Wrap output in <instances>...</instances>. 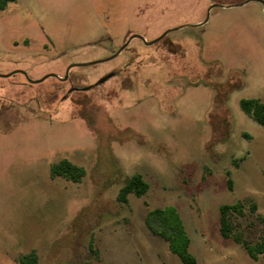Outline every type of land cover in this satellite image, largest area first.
<instances>
[{
  "label": "rangeland",
  "instance_id": "obj_1",
  "mask_svg": "<svg viewBox=\"0 0 264 264\" xmlns=\"http://www.w3.org/2000/svg\"><path fill=\"white\" fill-rule=\"evenodd\" d=\"M243 1L14 0L0 10V264L32 250L39 264H183L148 227L155 208L177 216L195 264H264L219 231L220 206L241 201L233 232L264 239V125L239 104L264 102V8ZM132 34L144 40L71 67L66 82L29 81L110 56ZM61 158L85 169L80 181L50 176ZM135 172L146 193L118 201Z\"/></svg>",
  "mask_w": 264,
  "mask_h": 264
},
{
  "label": "trees",
  "instance_id": "obj_2",
  "mask_svg": "<svg viewBox=\"0 0 264 264\" xmlns=\"http://www.w3.org/2000/svg\"><path fill=\"white\" fill-rule=\"evenodd\" d=\"M14 0H0V10L4 9L8 2ZM240 107L244 112L249 114L255 121L264 125V102L257 98H241L239 101ZM50 176H62L66 179L72 181H80L85 175L86 171L82 166H79L71 162L67 158H61L50 165ZM228 185L231 186V179H228ZM148 182L143 178V176L135 172L126 177L123 185L119 188L117 193V200L126 203L128 201L127 195L129 193H134L141 196L146 193L148 189ZM254 209V207L252 208ZM234 210L238 213L242 212V202L237 201L232 204H222L220 206V225L219 231L224 237H232L235 241L242 244V246L247 250L249 255L252 257H257L259 253H264V239L260 242L254 244L241 238V235L237 232H233L232 223L228 217L229 211ZM156 216L159 222L152 223L151 216ZM169 220H173L176 225L177 231L171 232L170 228L166 227V223ZM177 216L167 208H155L153 211L149 212L146 222L150 230L163 237L169 244L170 249L176 253L181 259L183 264H195V257L189 252L187 247V237L184 234L183 227L179 223ZM178 235V238L176 237ZM182 240V244L178 245L175 243L177 239ZM19 264H39L38 256L35 251H30L23 254L18 258Z\"/></svg>",
  "mask_w": 264,
  "mask_h": 264
},
{
  "label": "water",
  "instance_id": "obj_3",
  "mask_svg": "<svg viewBox=\"0 0 264 264\" xmlns=\"http://www.w3.org/2000/svg\"><path fill=\"white\" fill-rule=\"evenodd\" d=\"M247 1H248V0H245V1L241 2L240 4H243V3L247 2ZM257 1L261 2V3H262V6H263V8H264V1H262V0H257ZM165 34H166V32H164L163 34H161L160 36H158L157 38H155V39H153V40L145 41V44L150 45V44H152V43L158 41L159 39H161ZM132 38H140V39L144 40V38H143L141 35H139V34H132V35H131V36H130V37H129V38H128V39H127L122 45H120V46L117 48V50L114 51L110 56H107V57H104V58L95 59V60H90V61H86V62H73V63H71V64L67 67V69H66V73H65V75H63V76H59V75L54 74V73H49V74H46L45 76H43V77L40 78V79H37V80H30V79H29V81H30V82H39V81H42V80H44L45 78L50 77V76H55V77H57V78L60 79V80H66V79H67V76H68V71H69V69H70L71 67H74V66H85V65H91V64H95V63H98V62L107 61V60H109V59H111V58H114L115 56H117V55L123 50V48H124L125 46L128 45V43L130 42V40H131ZM21 72H22L23 74L26 75L25 72H23V71H21ZM113 74H114L113 71H112V72H109L108 74H106L105 76L99 78L95 83H93V84H91V85L82 86V87L71 86V87L68 89V91H73V90H87V89H89V88H90L91 86H93V85H97V84H99V83L104 82L107 78H109V77L112 76ZM6 75H9V74H6ZM6 75H5V76H6Z\"/></svg>",
  "mask_w": 264,
  "mask_h": 264
},
{
  "label": "flooded vegetation",
  "instance_id": "obj_4",
  "mask_svg": "<svg viewBox=\"0 0 264 264\" xmlns=\"http://www.w3.org/2000/svg\"><path fill=\"white\" fill-rule=\"evenodd\" d=\"M125 48V47H124ZM58 79V78H57ZM59 81H61V82H66V81H68L67 79L66 80H60V79H58ZM73 91H77V90H73Z\"/></svg>",
  "mask_w": 264,
  "mask_h": 264
}]
</instances>
